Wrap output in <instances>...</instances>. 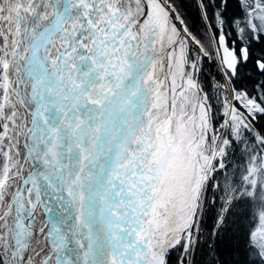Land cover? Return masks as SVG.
I'll return each mask as SVG.
<instances>
[{
	"label": "snow or ice",
	"instance_id": "obj_1",
	"mask_svg": "<svg viewBox=\"0 0 264 264\" xmlns=\"http://www.w3.org/2000/svg\"><path fill=\"white\" fill-rule=\"evenodd\" d=\"M196 3L198 34L182 0H0V264H227L187 165L264 150V0Z\"/></svg>",
	"mask_w": 264,
	"mask_h": 264
},
{
	"label": "trees",
	"instance_id": "obj_2",
	"mask_svg": "<svg viewBox=\"0 0 264 264\" xmlns=\"http://www.w3.org/2000/svg\"><path fill=\"white\" fill-rule=\"evenodd\" d=\"M185 17L194 34L204 31L196 0H182ZM217 76L215 65L204 62L200 74L209 95L210 77ZM217 78H219L217 76ZM216 122L223 119V108L213 100ZM225 131V137H226ZM227 138V137H226ZM264 150L241 130L240 139L225 147L223 163L216 165L205 183L201 207L204 222L200 225L202 240L206 241L212 226L223 223L219 243L221 258L227 264H243L245 253L259 249L264 254V238L258 232L264 226V168L261 166ZM218 162H216L217 164ZM255 245V248L251 247Z\"/></svg>",
	"mask_w": 264,
	"mask_h": 264
},
{
	"label": "rangeland",
	"instance_id": "obj_3",
	"mask_svg": "<svg viewBox=\"0 0 264 264\" xmlns=\"http://www.w3.org/2000/svg\"><path fill=\"white\" fill-rule=\"evenodd\" d=\"M224 119L226 120L227 117L225 118L224 116L223 119L216 122L214 117V127L217 131H219L220 125L223 123ZM225 131L219 134L220 138L215 142H209L207 145L201 144L198 150L199 155L190 156L189 158L187 165V188L194 201L198 195L200 206L206 181L213 173L216 165H221L223 163L224 151L227 145L224 143V139L226 138ZM196 135H200L199 130H197ZM216 162L218 163L216 164ZM258 237H261V239L264 238V226L258 232Z\"/></svg>",
	"mask_w": 264,
	"mask_h": 264
},
{
	"label": "bare ground",
	"instance_id": "obj_4",
	"mask_svg": "<svg viewBox=\"0 0 264 264\" xmlns=\"http://www.w3.org/2000/svg\"><path fill=\"white\" fill-rule=\"evenodd\" d=\"M226 118V117H225ZM225 120V119H224ZM263 160H264V155H263ZM262 167L264 168L263 162H262Z\"/></svg>",
	"mask_w": 264,
	"mask_h": 264
},
{
	"label": "water",
	"instance_id": "obj_5",
	"mask_svg": "<svg viewBox=\"0 0 264 264\" xmlns=\"http://www.w3.org/2000/svg\"><path fill=\"white\" fill-rule=\"evenodd\" d=\"M193 47H195V46L193 45ZM263 165H264V160H263Z\"/></svg>",
	"mask_w": 264,
	"mask_h": 264
}]
</instances>
